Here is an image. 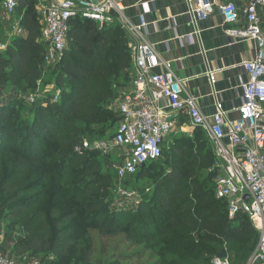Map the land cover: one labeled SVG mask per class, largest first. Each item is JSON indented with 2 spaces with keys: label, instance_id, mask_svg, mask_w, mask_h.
<instances>
[{
  "label": "trees",
  "instance_id": "16d2710c",
  "mask_svg": "<svg viewBox=\"0 0 264 264\" xmlns=\"http://www.w3.org/2000/svg\"><path fill=\"white\" fill-rule=\"evenodd\" d=\"M35 4L20 0L26 34L0 54V93L24 94L46 73ZM261 17L264 30V12ZM67 45L52 69L57 102L47 96L27 109L16 95L0 106V220L26 232L13 255L52 256L50 264H119L127 256L98 240L121 238L146 249L159 246V264H200L224 247L227 259L244 264L258 234L246 216L229 219L226 202L216 199L214 156L200 130L172 136L160 158L130 178L152 182L135 211L111 207L112 179L101 171L106 159L74 149L84 135L105 138L119 121L109 110L112 86L133 82L131 53L118 26L97 29L80 18L70 21Z\"/></svg>",
  "mask_w": 264,
  "mask_h": 264
},
{
  "label": "built area",
  "instance_id": "2783aa9c",
  "mask_svg": "<svg viewBox=\"0 0 264 264\" xmlns=\"http://www.w3.org/2000/svg\"><path fill=\"white\" fill-rule=\"evenodd\" d=\"M185 1L187 18L192 25L207 20L218 9L224 34L232 43L251 40L257 44L254 58L238 65L247 79L239 84L241 105L230 111H223L216 103L215 113L210 118L204 116L197 99L186 91L187 81L176 77L169 64L159 60L144 40L147 24L141 20L138 26H133L123 17L122 0L98 3L37 0L40 43L44 45L43 63L50 68L62 60L71 20L80 18L100 26L118 25L131 49L134 88L115 102L120 119L112 136L93 142L83 140L75 152L109 156L116 179L127 180L146 164L160 158L164 142L178 130L172 118L183 115L188 130H200L211 146L216 199L226 202L229 219L237 215L248 218L258 234L252 263L264 264V36L261 33L264 0H229L221 4L212 0ZM236 1L241 2L242 7H238ZM19 3L20 0H0L8 38L0 46L1 51L10 41L26 34L21 25L22 16L17 14ZM241 20L243 26H240ZM198 33L196 30L187 39L191 42ZM157 67H161L162 72L154 73ZM209 79L214 83L213 73H209ZM59 96L60 90L50 99L55 103ZM29 102L34 103L33 96L29 97ZM230 113L236 114L237 118L229 120ZM115 149L120 151L117 156L111 154ZM132 197H138L135 191L127 194V198ZM0 264L16 263L0 255ZM211 264L230 263L227 258L216 256Z\"/></svg>",
  "mask_w": 264,
  "mask_h": 264
},
{
  "label": "crops",
  "instance_id": "0c3cea01",
  "mask_svg": "<svg viewBox=\"0 0 264 264\" xmlns=\"http://www.w3.org/2000/svg\"><path fill=\"white\" fill-rule=\"evenodd\" d=\"M98 3L101 0H83ZM225 3L229 0H212ZM238 7L242 3L236 1ZM122 15L133 26L143 20L147 24L144 40L151 45L159 60L168 63L179 79L186 80V91L197 99L200 111L206 117L215 113L216 103L223 111L241 105L240 82L246 81L238 65L253 59L256 54L255 41L232 43L224 34L222 18L218 9L204 21L192 25L188 18L185 0H122ZM39 5L35 4V11ZM244 22L241 20L240 26ZM198 31L197 38L191 42L187 37ZM131 69L133 71L132 63ZM162 72L161 67L153 70ZM209 73H213L214 83ZM134 74V73H133ZM129 89L134 88L133 82ZM237 115L230 113L229 120ZM177 123L176 132L191 133L183 115L173 117ZM191 135V134H190ZM3 239L0 237V246Z\"/></svg>",
  "mask_w": 264,
  "mask_h": 264
},
{
  "label": "rangeland",
  "instance_id": "374dc122",
  "mask_svg": "<svg viewBox=\"0 0 264 264\" xmlns=\"http://www.w3.org/2000/svg\"><path fill=\"white\" fill-rule=\"evenodd\" d=\"M262 19V17H261ZM97 29L102 28V27H110V26H118L116 24H105V25H98L96 24ZM119 27V26H118ZM120 28V27H119ZM123 32V31H122ZM124 33V32H123ZM261 33L264 36V30L262 27V23H261ZM125 35V34H124ZM126 37V35H125ZM127 39V38H126ZM8 40L7 38V28L5 26V22L3 19V12L0 8V46L2 44H4L6 41ZM11 42V41H10ZM9 42V43H10ZM68 45L67 48L68 49ZM129 52L131 53V49L129 48ZM6 49L1 51L0 50V54L4 55ZM67 51V50H66ZM45 70L46 73L42 74V77L40 80H38L35 85L32 86V89H25L24 94H21L19 89H13V88H6L5 90H3L0 93V106L4 105L6 100H9L10 97H16V95H18V99L23 101L22 103L26 106L27 109H29L30 107V102H29V97L33 96L34 97V102L40 103V101H42V99H45L47 96H54V94L59 90L58 88H56V86L54 85V80L52 79V69L53 67L50 68H46L44 63L41 65ZM131 76L133 77V71H130ZM53 81H52V80ZM51 80L50 84H45L46 81ZM123 81L120 80L118 82V84H116L117 82H115V85L112 86V89L114 91V93L116 94V96L114 97V101L110 102L109 104V110L112 111H116L115 108V102L123 95H125L126 93L130 92L129 89V85L125 86V83H122ZM41 104V103H40ZM43 104V103H42ZM115 132V128H113L106 136V138H110L112 136V134ZM191 133H181V132H173V134L168 137L166 139L165 142V147L167 146V144L170 142V139L172 136L175 135H181V134H186L187 136H191ZM90 140V141H95L96 139H89L87 135L83 136V140ZM120 151L118 149H115L114 151H112V155L113 156H117L119 155ZM101 156V159H106L103 163H101V171L104 174H108L111 179H112V188H111V192L113 194V200H112V205L111 207L114 208V206L118 207H124L123 209L126 210H131V211H135L136 207H137V203H139L140 198L142 195H147V189L149 188V186H151L150 184H152V182H149L147 179H140L137 180L138 182L131 180L130 178L124 181H118L115 177V174L112 170V162L111 159L108 158L109 156ZM107 158L109 160H107ZM163 168H165L163 166ZM121 188V189H119ZM120 191V192H119ZM127 192V193H122V192ZM129 191H135L137 193L136 198H127V194L129 193ZM125 194V195H124ZM143 196V197H145ZM119 199H124L125 201H120ZM0 237L3 239V244H1L0 246V255L6 259L12 260L14 261L16 264H32L33 262H37L38 264H50L51 261H53V257L52 256H47L44 257V255H39V256H35V257H30V256H20V257H15L11 251L12 246L14 244L15 241H18L19 239H23L24 237H26V232L23 228H21L18 224H16V226L12 227V226H8L7 227V222L0 220ZM105 239H101L98 240L99 242H103L107 245L108 249L110 250V252H114L117 254H123L126 255L127 258L124 260H121V262L119 264H159V257L157 255V251L159 249V246L156 247V245H152L151 249H146L144 248L143 245L140 246H136V245H130V243H126L123 240H121V238H109L107 239L106 242H104ZM254 243L253 244V249L252 252L249 256V259L244 263V264H255L252 263V258L254 255V251L256 249L257 246V237L255 236V238L251 239L250 243ZM97 250H100V244L98 243L97 245ZM221 251H225L226 253V248L224 247ZM229 256H231L230 252H228ZM166 259H171V257H166ZM213 258H206L203 257L201 258V263L200 264H211V260ZM234 257H229L228 258V262L230 264H234Z\"/></svg>",
  "mask_w": 264,
  "mask_h": 264
},
{
  "label": "water",
  "instance_id": "95a60500",
  "mask_svg": "<svg viewBox=\"0 0 264 264\" xmlns=\"http://www.w3.org/2000/svg\"><path fill=\"white\" fill-rule=\"evenodd\" d=\"M244 200H247V197H244ZM217 258L219 259H225L226 258V253L225 251H221L218 255Z\"/></svg>",
  "mask_w": 264,
  "mask_h": 264
}]
</instances>
